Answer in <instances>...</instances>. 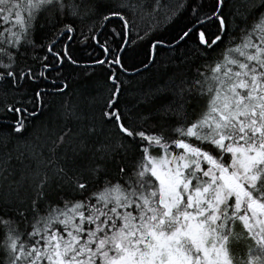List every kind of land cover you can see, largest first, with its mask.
Returning <instances> with one entry per match:
<instances>
[{
  "label": "snow or ice",
  "instance_id": "snow-or-ice-1",
  "mask_svg": "<svg viewBox=\"0 0 264 264\" xmlns=\"http://www.w3.org/2000/svg\"><path fill=\"white\" fill-rule=\"evenodd\" d=\"M250 5L248 18L241 19L226 11L229 0H184L168 27L186 22L166 40L156 34L159 25L134 34L135 25L118 2L90 0L89 12L102 17L105 28L113 18L121 27L106 32L93 26L79 32L78 40L72 0H26V7L0 0V20L13 26L3 29L0 87L21 96L0 113V137L29 133L47 106L49 88L63 94L69 87L67 68L97 66L107 67L113 89L101 116L118 134L100 155L89 147L95 135L89 128V137L63 166L50 160L51 174H37L33 199L0 202V224L8 229L0 264H264V0H250ZM69 19L72 23H65ZM253 20L261 23L250 31ZM237 34L241 43L228 50L235 55L217 63L211 79H181L175 89L156 88L137 97V104L147 107L172 91L179 100L162 104L156 113L164 119L180 115L189 99L193 107L208 96V114L189 121L183 137L171 145L166 135L138 130V111L121 106L130 87L121 74L148 71L161 53L168 56L166 65L195 64L226 40L235 43ZM74 43L87 57L73 54ZM96 49L100 56L94 55ZM149 117L156 118L151 111ZM64 139L58 137L54 149ZM153 145L165 152L163 159L171 165L165 171L151 156ZM170 147L181 151L169 156ZM46 201L51 203L41 215ZM29 215L31 232L20 234L11 227L13 217L23 222ZM236 223L255 245L242 261L231 254Z\"/></svg>",
  "mask_w": 264,
  "mask_h": 264
},
{
  "label": "trees",
  "instance_id": "trees-1",
  "mask_svg": "<svg viewBox=\"0 0 264 264\" xmlns=\"http://www.w3.org/2000/svg\"><path fill=\"white\" fill-rule=\"evenodd\" d=\"M72 2L76 5L75 10L78 13L74 17V27L78 29V40H82L79 32L87 33L90 27L94 26L97 30L105 28V20L89 12L90 0H72ZM114 2H118V6L124 9L122 14L135 25L134 34L139 32L143 35L145 31L156 30L159 25L156 34L170 40L176 34L178 28L186 22L181 19L177 24L168 27L172 23V18L176 15L177 4L183 3L184 0H114ZM250 6V0H229V7L226 11H234L241 19H247ZM46 15L48 13H45ZM43 19L41 17V23H43ZM65 23L70 24L72 20L69 19ZM259 23L261 22L258 20L250 21L249 30L251 31ZM11 25H5L4 21L0 20V45L4 43L5 33L3 29L5 27L9 28ZM120 27L121 21L113 18L107 23L105 31L107 32L110 29L118 31ZM165 28H167V31L164 30ZM14 30L18 31V29ZM241 35L237 34L235 43H229L226 40L223 45L210 52L207 58L197 59L195 64L174 62L166 65L165 62L168 56L161 53L157 63L148 71H141L134 76L121 74V79L130 83L128 91L121 98V106L135 108L138 111V130L144 131L146 135H166L170 145L172 141L182 138L189 121L194 122L201 112L205 114L210 112V97H201L200 102L193 105V107H188V104H192L189 99L180 115H173L164 119H160L156 116V113L162 104L166 105L169 101L179 100L178 97L173 96L172 91H166L164 96L157 98L152 105L147 107L138 105L137 97L156 88L175 89L176 84L181 79L186 81L203 80L205 77L211 79L216 64L224 62L225 57L231 59L235 55V53L230 54L228 50L241 43ZM188 44L190 47H195L191 41ZM71 47L76 57H87V51L77 50L75 43ZM144 54L145 50L142 49L140 59L144 58ZM94 55L100 56V50L96 49ZM131 64L132 61H128V65ZM129 70L132 69L129 68ZM197 72L203 75L198 76ZM107 75L109 73L106 66L84 69L67 68L65 76L69 87L63 94H57L49 88L50 95L46 97L47 106L44 108L42 115L32 122L33 127L30 128L29 133L23 138L10 137L5 139L0 137V202L33 199V187L38 183L37 174H51V168L48 167L50 160L59 161L61 162L60 166H63L62 161L66 157L70 158L72 156L73 148L89 137V128L95 129V135L91 136L89 147L96 149L100 155H103V152H99L101 148L109 151L112 145L117 142L118 134L116 130L111 124L105 123L101 116L105 98L113 90L111 84L107 81ZM19 99H21V96L14 93L13 90L0 87V113L16 104ZM180 102L183 103V101ZM173 106L178 107L175 103ZM149 111L156 118L149 117ZM178 129L180 131H177ZM69 133L70 135H65ZM60 136H65V139L63 143L58 144L54 149V142ZM190 141L199 146L194 138H191ZM180 151L170 147L168 155ZM150 153L152 157L157 159L165 157L164 150L156 145L152 146ZM50 203L51 201L42 202L43 211L40 213L41 215L45 214ZM52 206L55 207L56 205L53 204ZM60 207L63 208V205L61 204ZM12 219L15 222L11 227L17 229L20 234L32 231L31 225L34 221L31 215L23 222L16 220L14 217ZM7 231L5 225L0 224V245L4 243ZM232 231L234 239L231 244V254L237 261L246 260L249 247L252 246L255 250L254 241L247 236L246 231L239 223L233 225ZM2 252L3 249L0 248V254Z\"/></svg>",
  "mask_w": 264,
  "mask_h": 264
},
{
  "label": "rangeland",
  "instance_id": "rangeland-1",
  "mask_svg": "<svg viewBox=\"0 0 264 264\" xmlns=\"http://www.w3.org/2000/svg\"><path fill=\"white\" fill-rule=\"evenodd\" d=\"M14 2H19L22 6L26 7V0H15ZM13 27L12 25L9 26V28ZM191 138H189L188 142L191 143L190 141ZM157 166L159 170L165 171L168 167H171V165L167 164L166 161L163 158L156 159Z\"/></svg>",
  "mask_w": 264,
  "mask_h": 264
},
{
  "label": "bare ground",
  "instance_id": "bare-ground-1",
  "mask_svg": "<svg viewBox=\"0 0 264 264\" xmlns=\"http://www.w3.org/2000/svg\"><path fill=\"white\" fill-rule=\"evenodd\" d=\"M159 149V148H158ZM161 150V149H160ZM178 153V152H177Z\"/></svg>",
  "mask_w": 264,
  "mask_h": 264
}]
</instances>
